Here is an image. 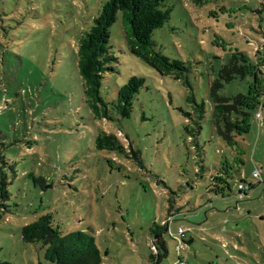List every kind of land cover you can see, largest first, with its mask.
Segmentation results:
<instances>
[{"label": "rangeland", "instance_id": "1", "mask_svg": "<svg viewBox=\"0 0 264 264\" xmlns=\"http://www.w3.org/2000/svg\"><path fill=\"white\" fill-rule=\"evenodd\" d=\"M106 1L0 0V171L11 191L10 213L0 222V264H49L41 243L22 238V227L47 212L66 231L93 232L104 264H175L179 227L194 237L189 264H264V99L234 151L205 120L200 162L185 130L190 89L130 52L119 17L110 39L118 62L102 95L114 99L133 75L146 83L130 118L112 111L113 120L95 119L84 101L77 47ZM167 3L171 17L155 30V49L188 65L209 115V80L232 53L258 47L264 59V0ZM251 79L225 83L223 92L246 94ZM103 130L116 133L128 153L98 149ZM223 154L232 155L234 177L217 196L209 182ZM241 181L252 184L247 194ZM171 197L181 208L172 220ZM159 239L166 246L160 260L152 247Z\"/></svg>", "mask_w": 264, "mask_h": 264}, {"label": "trees", "instance_id": "2", "mask_svg": "<svg viewBox=\"0 0 264 264\" xmlns=\"http://www.w3.org/2000/svg\"><path fill=\"white\" fill-rule=\"evenodd\" d=\"M171 11L172 8L167 0H107L102 5L91 28L83 31L78 39L77 66L82 80L84 101L95 119L113 120L112 111L122 118L132 116L134 100L146 83L143 76H131L112 100L102 95L105 75L114 70V64L118 62V57L112 51L110 39L112 27L121 17L130 52L141 58L158 74L173 76L190 89L187 100L192 105V110H183L188 120L185 130L195 143L194 146L202 162L204 147L198 141V135L202 132L205 120L211 122L215 136L222 139L232 151L236 150L237 138L248 132L252 110L257 109L261 105V100L264 99V70L262 68L264 59L258 57L260 52L258 47L251 53L240 50L233 52L229 61L218 70L216 77L209 80L208 98L211 102V109L208 115L207 102L197 99L189 80L188 65L182 60L171 58L155 49L154 32L170 19ZM248 77L252 79L249 81L246 94L223 92L225 83H230L236 78L246 79ZM256 95L257 104L253 106L250 100ZM95 146L101 150L128 153V147L116 133L104 130L96 136ZM133 153L135 157L139 156V152L133 151ZM232 159V155L229 157L223 154L218 164L217 161L213 163L215 173L211 175L209 190L217 196L224 194L230 186L229 179L234 177L235 165ZM9 186L8 175L1 170L0 222L10 213L11 191ZM251 187L252 184L247 190L239 191L247 194ZM168 201L167 213L172 220L176 213H181V208L175 207L176 200L173 197ZM168 224L169 219L162 227H167ZM22 238L29 243H41L45 259L49 264H104L102 252L93 232L66 231L55 221L51 212L44 213L34 221L25 224L22 227ZM160 239L153 241L152 246L157 250L158 260L166 251L165 243ZM181 241L182 248H178L179 241L177 240L175 264H178L180 257L185 258L186 264H189L188 244L194 241V237L186 239L183 236Z\"/></svg>", "mask_w": 264, "mask_h": 264}, {"label": "built area", "instance_id": "3", "mask_svg": "<svg viewBox=\"0 0 264 264\" xmlns=\"http://www.w3.org/2000/svg\"><path fill=\"white\" fill-rule=\"evenodd\" d=\"M257 117H261L260 112L257 113ZM259 175H260V171L259 170L253 171V174H252L253 178H258ZM249 185L250 184H246V183H243L241 181L238 184V188H239V190H247L249 188ZM185 232H186V230L184 228L179 227L177 234L174 236L179 241V247L178 248H182L183 243H182L181 240H182V236H184ZM177 263L178 264H186V259L180 257Z\"/></svg>", "mask_w": 264, "mask_h": 264}]
</instances>
